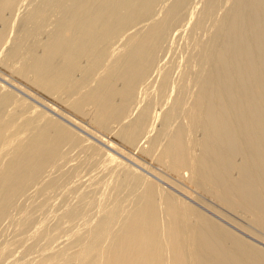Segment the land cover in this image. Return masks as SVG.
<instances>
[{"label":"bare ground","instance_id":"obj_1","mask_svg":"<svg viewBox=\"0 0 264 264\" xmlns=\"http://www.w3.org/2000/svg\"><path fill=\"white\" fill-rule=\"evenodd\" d=\"M155 164L264 232V0H0V264H264Z\"/></svg>","mask_w":264,"mask_h":264},{"label":"rangeland","instance_id":"obj_2","mask_svg":"<svg viewBox=\"0 0 264 264\" xmlns=\"http://www.w3.org/2000/svg\"><path fill=\"white\" fill-rule=\"evenodd\" d=\"M157 166L155 164L152 167L153 169L154 168L158 169V171H156V175H153V174H155V171L153 169H152V171H153L152 173L153 174L152 175L149 174L151 176L147 175L148 172L146 170H143V169H139V170L142 172V174L144 176H147V178L152 179L153 181H157L158 180L156 183L157 184L159 183L158 187L160 186L159 188L161 190H164V189L166 190L167 187L170 186V188L167 189L168 191H171L173 193L176 192L175 194L178 195L180 198H183L182 200H185L186 202L190 203L191 205H193L194 207H196L197 209H199L200 211H202L206 215H210L209 217L216 219L219 223L223 224V226L226 225L225 226L226 228H228L229 230H232V232H234L236 234L238 233V235L240 237L243 236L242 238H244V239L247 238L246 240H248L249 242H252V243L256 244L258 247L264 249V232H263V229L254 226V224L252 225L251 222H249V220L246 221L247 218L245 219V217H244V219H243V217H241V215L240 216L236 215L232 211H229V209H225V207H223V205L221 203H219L218 201H215V199L210 197V195L207 196V194L202 193L200 190L196 189L195 187H193L190 184H187L186 182H182L181 183V181L176 176L173 175L175 178L173 176H171L172 173H170L169 171H168L169 172L168 173L164 169H160V167L159 166L157 167ZM159 169H160V171H159ZM143 171H146V172H143ZM162 173H164V174H162ZM167 173H168V175H167ZM160 175H162L163 177H167V176L170 175V178L169 177H167V178L171 179V182H173L174 186L173 185L171 186L172 183L170 182L169 179H168L167 183L163 182V181H167V180L166 179L163 180L164 178L161 177ZM164 175H166V176H164ZM157 176H159V178ZM153 178L154 179L158 178V179L154 180ZM178 184L181 185V187H179V188H182V189L177 188ZM179 191H182V193L179 194L180 193ZM193 199H194V201H193ZM220 209H222V210H220ZM219 215H222V216L220 217Z\"/></svg>","mask_w":264,"mask_h":264}]
</instances>
